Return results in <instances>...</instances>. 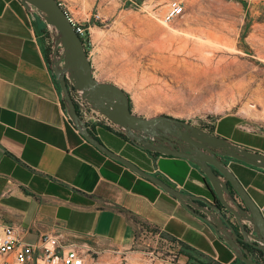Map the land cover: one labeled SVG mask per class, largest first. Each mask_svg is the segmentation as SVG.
I'll return each instance as SVG.
<instances>
[{"label": "crops", "instance_id": "crops-1", "mask_svg": "<svg viewBox=\"0 0 264 264\" xmlns=\"http://www.w3.org/2000/svg\"><path fill=\"white\" fill-rule=\"evenodd\" d=\"M51 36L34 7L0 0V220L21 223L29 241L50 229L63 231L66 241H87L102 264H246L214 225L83 135L52 68ZM193 123L264 152V128H246L259 135L241 137L236 112L210 125ZM91 132L177 189L213 199L196 162L141 147L106 124ZM227 162L264 214V168L234 157ZM209 217L220 221L212 210ZM139 222L149 233L139 236ZM159 251L176 253L177 261L153 259Z\"/></svg>", "mask_w": 264, "mask_h": 264}, {"label": "rangeland", "instance_id": "rangeland-1", "mask_svg": "<svg viewBox=\"0 0 264 264\" xmlns=\"http://www.w3.org/2000/svg\"><path fill=\"white\" fill-rule=\"evenodd\" d=\"M165 1L62 0L91 24L85 45L96 77L125 88L134 111L201 125L236 112L237 133L257 137L245 129L264 128V3L190 0L166 23Z\"/></svg>", "mask_w": 264, "mask_h": 264}, {"label": "water", "instance_id": "water-1", "mask_svg": "<svg viewBox=\"0 0 264 264\" xmlns=\"http://www.w3.org/2000/svg\"><path fill=\"white\" fill-rule=\"evenodd\" d=\"M22 2L27 8L34 7L51 28L52 68L67 111L83 135L104 152L176 195L190 211L214 225L244 263L264 264V214L227 162L228 157H234L264 168V152L190 120L166 113L153 116L137 113L125 88L96 77L85 42L60 0ZM72 86L82 89L86 100L105 113L135 144L196 162L205 173V184L213 199L185 193L112 150L87 127L72 95ZM211 210L218 214L219 223L209 217Z\"/></svg>", "mask_w": 264, "mask_h": 264}, {"label": "built area", "instance_id": "built-area-1", "mask_svg": "<svg viewBox=\"0 0 264 264\" xmlns=\"http://www.w3.org/2000/svg\"><path fill=\"white\" fill-rule=\"evenodd\" d=\"M190 0H166L165 9L161 14L162 21L172 22L182 15ZM99 16V15H97ZM77 31L84 42H90L88 27L78 23L73 16ZM72 95L78 111L91 130L102 123L120 131V128L101 110L93 107L83 96V90L72 86ZM241 127H244L241 124ZM247 129H251L247 127ZM140 235H146L149 230L142 222L137 224ZM25 228L21 223H7L0 220V264H26L35 261V264H102L98 261L99 251L87 241L65 240L61 230L50 229L42 233L38 241L24 239ZM153 259L175 260L176 253L157 252Z\"/></svg>", "mask_w": 264, "mask_h": 264}, {"label": "trees", "instance_id": "trees-1", "mask_svg": "<svg viewBox=\"0 0 264 264\" xmlns=\"http://www.w3.org/2000/svg\"><path fill=\"white\" fill-rule=\"evenodd\" d=\"M130 100H131V106H132V99H131V97H130ZM64 103H65V101H64ZM202 262H206V261H202ZM232 264H235V263H232Z\"/></svg>", "mask_w": 264, "mask_h": 264}, {"label": "bare ground", "instance_id": "bare-ground-1", "mask_svg": "<svg viewBox=\"0 0 264 264\" xmlns=\"http://www.w3.org/2000/svg\"><path fill=\"white\" fill-rule=\"evenodd\" d=\"M127 56V55H126Z\"/></svg>", "mask_w": 264, "mask_h": 264}]
</instances>
